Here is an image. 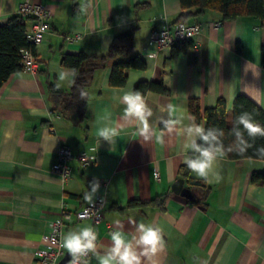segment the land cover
Masks as SVG:
<instances>
[{
	"label": "crops",
	"instance_id": "crops-1",
	"mask_svg": "<svg viewBox=\"0 0 264 264\" xmlns=\"http://www.w3.org/2000/svg\"><path fill=\"white\" fill-rule=\"evenodd\" d=\"M23 1L0 0V24L17 14ZM30 1L47 6L53 18L35 47L37 72L15 73L0 86V264H34V243L49 233V220L64 207L76 211L88 204L84 194L94 178L100 182L94 199L101 196L106 202L104 219L95 226L98 243L104 245L98 251L110 246L119 220L129 239L139 222L163 229V251L151 260L142 258V264H264V184L252 181L254 172H264V160L219 159L215 171L221 178L207 183L211 193L206 206L172 190L184 164L179 129L193 121L206 128L204 117L196 122L190 114V99L199 100L202 114L219 98L231 113L240 94L264 110V24L250 16L225 20L214 11L189 16L186 21L200 23L202 31L192 39L193 46L173 54L172 48L158 51L150 34L162 19L170 24L179 20L180 0ZM131 28L135 43L129 57L140 55L147 68L127 70L123 87L110 85L111 66L89 75L82 123L55 108L50 85L68 93L74 79H59L61 71L71 69L61 66L62 55L104 54L115 36ZM75 35L80 38L69 39ZM141 81H163L170 91L144 95L153 111L149 123L155 135L163 127L160 117L180 121L178 131L165 134L162 143L143 141L136 135L138 123L122 119L126 106L117 97ZM106 116L120 125L114 147L99 144L97 119ZM63 145L76 157L65 181L50 171ZM81 154L93 156L87 167L77 158ZM163 196L164 208L147 204ZM131 201L143 205H129ZM88 225L90 221L68 222L63 236ZM87 261L97 264L92 255Z\"/></svg>",
	"mask_w": 264,
	"mask_h": 264
},
{
	"label": "trees",
	"instance_id": "trees-1",
	"mask_svg": "<svg viewBox=\"0 0 264 264\" xmlns=\"http://www.w3.org/2000/svg\"><path fill=\"white\" fill-rule=\"evenodd\" d=\"M182 12L179 21H186L189 16H197L207 11L219 13L223 19L231 20L242 16H250L260 20L264 24V0H180ZM31 17H25L17 13L8 18L4 24H0V86L3 85L11 75L24 71L21 65L22 50L29 47L26 39V31L29 28ZM176 22V23H177ZM135 29L131 28L115 36L109 50L104 54L87 55L84 52L77 54L64 53L61 57V66L76 69L74 82L68 93L58 90L50 85L49 91L55 108H62V111L70 116H76L79 123L86 119L88 90L87 77L95 70L111 66L110 85L114 87H123L127 83L129 69L144 70L147 68V62L140 55L129 57L134 49ZM193 46L192 40L181 41L172 47L173 54L186 50ZM34 54L36 50L34 49ZM262 65L264 67V52L262 56ZM86 93L81 98L80 91ZM134 90H139L142 94L149 91L168 95L169 89L163 81H141ZM190 114L196 122L204 117L206 128L219 127L224 130V143H232L234 137L229 133L233 126L235 118L242 112H251L256 120L264 125V110L246 95L240 94L235 98L232 112L229 113L225 99L219 98L214 106L207 107L202 114L199 100L192 98L188 101ZM255 146H264V138H257ZM255 149H249L243 155L230 153L227 158L232 160L243 158L261 159L254 155ZM264 160V159H261ZM179 177L185 180L187 187L194 194L193 202L206 206L211 193V188L204 180L198 179L192 175V172L182 164L179 169ZM252 181L264 184V172H254ZM147 204L165 207V197H156ZM129 205H143L139 201H131Z\"/></svg>",
	"mask_w": 264,
	"mask_h": 264
},
{
	"label": "clouds",
	"instance_id": "clouds-1",
	"mask_svg": "<svg viewBox=\"0 0 264 264\" xmlns=\"http://www.w3.org/2000/svg\"><path fill=\"white\" fill-rule=\"evenodd\" d=\"M151 58L149 54L148 59ZM71 75H76V69H67L59 73V79L64 80ZM70 82H74V79ZM81 98L86 93L80 91ZM126 107L123 120L135 121L138 123L136 135L142 137L143 141L155 140L163 142L165 134L169 137L178 131L179 120L172 118H159L163 126L160 135H155L149 123L153 117V111L149 107L144 94L139 90L124 91L117 97ZM97 135L101 141H106L114 147L119 136L120 125L114 124L110 116L97 119ZM184 136L183 142V163L197 178L203 179L206 183L219 182L220 174L215 171L217 161L224 156L235 153L245 155L249 149H255L254 155L264 159V146H255L257 138H264V125L259 123L251 112H242L233 123L230 135L234 137L232 143L225 145V132L219 127L205 128L194 121L181 129ZM89 191L84 194V199L92 201L100 190L98 178L89 182ZM115 229L110 233L111 244L103 252L98 248L104 247L98 243L96 230L91 226L80 227L79 230L69 231L62 236L61 246L70 255L68 264H88L85 260L89 254L95 257L97 264H142V258L151 260L164 249V231L161 227L139 222L135 225V232L131 238H127L123 226L119 220L114 222Z\"/></svg>",
	"mask_w": 264,
	"mask_h": 264
},
{
	"label": "built area",
	"instance_id": "built-area-1",
	"mask_svg": "<svg viewBox=\"0 0 264 264\" xmlns=\"http://www.w3.org/2000/svg\"><path fill=\"white\" fill-rule=\"evenodd\" d=\"M18 13L22 16L32 18V23L26 31V39L29 47L22 50L21 65L24 67V71L34 73L38 69L34 49L49 32L53 13L47 6L40 3H32L30 0H25L21 3ZM162 20V26L156 27L150 34V41L158 51L166 48L171 49L176 43L181 41L192 40L202 31V25L198 22L189 23L187 21H179L175 24H170L167 20ZM79 38L80 35H75L69 39L75 40ZM152 54L155 55L154 52ZM77 158L82 162L83 166L87 167L91 163L93 156L81 154ZM74 159L76 157L70 147L63 145L59 149L58 161L52 166L51 173L57 175L64 181L67 180L71 176L72 168L70 163ZM155 176L159 178L158 173ZM105 209L106 202L101 196L96 197L80 210L71 211L64 207L56 219L49 220V233L44 235L40 241L34 243V264H68L71 257L65 263L63 262L67 251L61 246L66 224L71 221L77 223L90 221L91 225L88 226L95 229V226L103 221ZM90 256L91 254H89ZM89 257H86L85 260H88Z\"/></svg>",
	"mask_w": 264,
	"mask_h": 264
},
{
	"label": "water",
	"instance_id": "water-1",
	"mask_svg": "<svg viewBox=\"0 0 264 264\" xmlns=\"http://www.w3.org/2000/svg\"><path fill=\"white\" fill-rule=\"evenodd\" d=\"M172 190L175 194L180 195L182 197H185L187 199H193L194 194L191 191L190 188L185 186V180L182 178L177 179L173 185H172ZM70 258L69 253L67 252L65 259L63 262L65 263L68 259Z\"/></svg>",
	"mask_w": 264,
	"mask_h": 264
}]
</instances>
